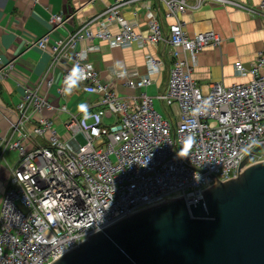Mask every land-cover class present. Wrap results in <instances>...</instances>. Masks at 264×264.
<instances>
[{
  "label": "built area",
  "instance_id": "2783aa9c",
  "mask_svg": "<svg viewBox=\"0 0 264 264\" xmlns=\"http://www.w3.org/2000/svg\"><path fill=\"white\" fill-rule=\"evenodd\" d=\"M158 2L164 19L171 20L166 32L149 12L145 30L137 31L138 25L122 16L121 5L113 4L64 38L51 36L72 16L52 14L50 29L32 44L51 59L38 85L22 92L20 117L9 130L15 138L0 134V160L6 150L17 155L0 204V264H50L139 210L182 197L196 203L211 184L234 178L250 151L264 145V52L248 67L233 64L244 83H212L204 94L192 79L196 55L220 48L222 40L211 30L188 35L179 16L224 1ZM257 10L264 15V0ZM161 42L172 59L163 93L155 97L174 107L165 119L146 93L164 70L162 61L145 56L144 75L111 70L116 85L104 81L88 59L99 43L110 49L135 43L142 49ZM14 62L0 58V79L11 74ZM56 69L62 72L57 85ZM119 86L129 94H120ZM53 87L62 104L49 99ZM75 91L84 98L83 107L77 103L72 110L65 100ZM63 114L60 135L56 125ZM106 119L113 120L106 124ZM78 134L85 143L75 150L71 139ZM260 162L264 147L247 165Z\"/></svg>",
  "mask_w": 264,
  "mask_h": 264
},
{
  "label": "crops",
  "instance_id": "0c3cea01",
  "mask_svg": "<svg viewBox=\"0 0 264 264\" xmlns=\"http://www.w3.org/2000/svg\"><path fill=\"white\" fill-rule=\"evenodd\" d=\"M223 1L211 2L199 8H188L179 16L188 35L211 30L222 40L220 48H206L196 55L192 79L204 94L209 91V85L212 83L225 87L244 83L246 78L235 73L233 64L238 61L248 67L255 61L259 52H264V15L257 10L261 0ZM186 3L193 5L195 0H186ZM113 4L121 5L122 16L136 23L137 31L145 30L148 12L159 21L163 32L167 31L171 22L164 19L158 0H0V58L3 62L15 60L11 74L0 79V134L12 140L15 138L9 130L10 125L20 117L16 106L20 102L22 92L25 87H36L48 69L50 56L32 44L50 29L49 17L52 14L72 16L65 26L57 29L51 36V39L64 38ZM98 45L99 50L90 53L88 59L104 81L117 85L111 70L132 69L144 75L145 56L149 54L162 61L164 70L156 77L155 83L146 89V93L150 95V88L155 91L163 89L168 69L172 64L170 48L165 42L154 48L148 46L142 49L135 43L128 48L115 49L108 48L105 43ZM61 73L60 69H56V85L60 82ZM117 90L123 96L128 93L122 86ZM50 93L49 99L52 103H63L62 99L57 98L54 87ZM83 99L81 94L75 91L65 102L73 110ZM91 99L94 97H89L87 101ZM44 114L52 117L51 113ZM65 121L66 119L62 123ZM30 124L32 123L26 125L27 128ZM58 125L61 126V122ZM7 151L3 152L0 160V204L9 179L8 167H12L17 158V155L15 158L7 157Z\"/></svg>",
  "mask_w": 264,
  "mask_h": 264
},
{
  "label": "water",
  "instance_id": "95a60500",
  "mask_svg": "<svg viewBox=\"0 0 264 264\" xmlns=\"http://www.w3.org/2000/svg\"><path fill=\"white\" fill-rule=\"evenodd\" d=\"M201 192L132 213L50 264H264V162Z\"/></svg>",
  "mask_w": 264,
  "mask_h": 264
},
{
  "label": "rangeland",
  "instance_id": "374dc122",
  "mask_svg": "<svg viewBox=\"0 0 264 264\" xmlns=\"http://www.w3.org/2000/svg\"><path fill=\"white\" fill-rule=\"evenodd\" d=\"M166 78V76H165ZM165 87V85H163ZM164 87L162 90H157L155 91V89L153 88H150L149 89V92H150V96L153 98V109L155 110V112H157L163 119L166 118V114L169 113L170 111L172 112L174 110V107H167L165 106L163 103H161L160 101H158L157 99H155V97L158 95V94H162L163 93V90H164ZM139 92V91H137ZM148 93V92H147ZM129 94V91L128 93ZM70 104V103H69ZM82 106V104H80ZM66 115H62L60 117V122L62 123L65 119H66ZM113 119H106L105 120V123L106 124H109L112 122ZM56 131L58 134L60 135H63V128L62 126H59V125H56ZM41 146H48V144L46 143L45 140L43 139H38L37 141ZM85 143V140L83 138V136L81 134H78L76 135L75 137H73L71 139V145L72 147L77 150L79 146L83 145ZM7 154V157H12V158H15L16 156V153L15 152H9L7 151L5 153V155Z\"/></svg>",
  "mask_w": 264,
  "mask_h": 264
},
{
  "label": "bare ground",
  "instance_id": "6f19581e",
  "mask_svg": "<svg viewBox=\"0 0 264 264\" xmlns=\"http://www.w3.org/2000/svg\"><path fill=\"white\" fill-rule=\"evenodd\" d=\"M215 183H216V182H215ZM215 183H214V184H215ZM214 184H211V186L214 185ZM211 186H209V187H211ZM209 187H208V188H209ZM206 189H207V188H206ZM67 206L70 207V206H71V203H67Z\"/></svg>",
  "mask_w": 264,
  "mask_h": 264
},
{
  "label": "clouds",
  "instance_id": "9594fccd",
  "mask_svg": "<svg viewBox=\"0 0 264 264\" xmlns=\"http://www.w3.org/2000/svg\"><path fill=\"white\" fill-rule=\"evenodd\" d=\"M81 107H83V106H81Z\"/></svg>",
  "mask_w": 264,
  "mask_h": 264
}]
</instances>
